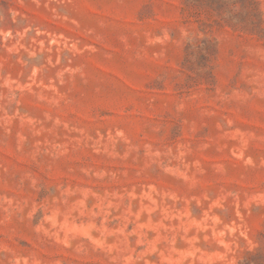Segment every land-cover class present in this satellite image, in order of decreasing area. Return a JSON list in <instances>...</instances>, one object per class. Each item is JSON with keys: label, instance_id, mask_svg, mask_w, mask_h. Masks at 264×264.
Wrapping results in <instances>:
<instances>
[{"label": "rangeland", "instance_id": "374dc122", "mask_svg": "<svg viewBox=\"0 0 264 264\" xmlns=\"http://www.w3.org/2000/svg\"><path fill=\"white\" fill-rule=\"evenodd\" d=\"M0 264H264V0H0Z\"/></svg>", "mask_w": 264, "mask_h": 264}]
</instances>
